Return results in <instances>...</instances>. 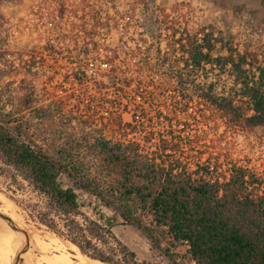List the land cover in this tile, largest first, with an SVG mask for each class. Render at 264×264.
I'll list each match as a JSON object with an SVG mask.
<instances>
[{"label": "trees", "instance_id": "16d2710c", "mask_svg": "<svg viewBox=\"0 0 264 264\" xmlns=\"http://www.w3.org/2000/svg\"><path fill=\"white\" fill-rule=\"evenodd\" d=\"M4 1L10 0H0V4ZM139 4L143 11L149 10L142 0L134 1L131 10ZM63 6V2L57 3L56 17H62ZM100 14L101 9H97L78 17L76 27L81 34L76 35L81 36V48L77 52L75 47L68 49L71 55L66 57L78 65L68 76L76 84L87 85L82 61L99 52L93 30L105 24ZM1 19L0 15V29ZM203 32L201 42L196 41L195 34L186 37L193 65L213 61L223 71L229 64L233 86L226 93H218L213 82L193 84L199 91L195 95L198 104L216 115L223 131L264 128V51L258 59L256 53L236 52L228 43L227 55L212 57L211 52L223 38L212 29ZM8 54L0 43V161L44 197L45 209L37 220L49 231L103 264H142L114 234L117 218L142 231L153 248L161 250L164 237L173 247L186 243L187 253L196 264H264L262 178L235 161L227 167V178L205 173L207 167L197 176L201 169H190L180 156L178 140L172 136L159 137L151 150L135 141H112L100 127H92L88 116L78 119L65 112L61 101H45L39 95L35 68L41 59L55 64L60 54L56 47L45 44L40 57L33 50L19 52L17 64L8 60ZM110 71L111 82H97L96 89L111 87L120 99L127 98L132 79H119L115 70ZM20 73L12 87L13 77ZM135 84L137 90L139 82ZM178 85L182 88V81ZM191 100L192 94L184 101L187 104ZM199 116L204 118L203 124L209 123L208 116ZM115 125H125L120 114ZM63 174L71 185L62 186L59 178ZM76 190L96 198L113 211V216L105 215L97 206L92 208V216L81 211ZM143 215L150 217L148 224L143 223ZM162 251L171 264H179L168 248Z\"/></svg>", "mask_w": 264, "mask_h": 264}, {"label": "rangeland", "instance_id": "374dc122", "mask_svg": "<svg viewBox=\"0 0 264 264\" xmlns=\"http://www.w3.org/2000/svg\"><path fill=\"white\" fill-rule=\"evenodd\" d=\"M59 1L64 4L61 18L55 16ZM134 1L136 0L4 1L0 4L3 25L0 29V43L9 51L8 60L14 64L18 63L19 52L33 50L40 57L45 44L50 43L56 47L60 53L58 61L54 64L41 59L35 68V84L39 95L45 101H61L65 112L72 113L78 119L88 116L92 127H100L108 139L135 141L143 145L145 150H151L159 137L169 139L172 136L178 140L182 152L180 156L188 162L190 169H202L204 172L203 167H207L208 172L205 173L217 176L235 161L264 182V128H256L251 132L233 129L223 131V125L216 119V115L207 106L198 104L194 96L195 92H199L197 89L193 86L190 88L194 97L186 104L162 83L159 73L152 74L151 78L148 74L135 75L126 66L117 64L114 70L119 79L130 77L133 82H139L137 90L132 86L127 98L120 99L112 88L106 87L101 91L96 89L97 82L93 83L92 80L96 72L101 73V68L91 65L93 61L89 59L82 63L88 66L90 83L76 84L68 76L78 65L66 59L71 55L68 49L75 47L77 52L81 48V36L76 35L78 17L88 16L97 9H101L103 15L159 12L165 9V12L175 14L173 22L177 21L191 31L212 29L215 35L220 33L223 40L217 44L213 54L227 55L229 43L236 52L256 53L260 59L264 51V2L252 7L236 3L229 5L224 0H142L147 3L149 10L143 11L139 4L133 11L131 7ZM183 12L186 15L179 16ZM116 38L117 33L112 32L102 43L106 46L116 45ZM24 59H27L25 55ZM252 70L255 72L254 68ZM203 71L196 73L194 85L202 83L201 86H205L213 82L214 91L218 93H226L233 86V78L228 71H219V74L217 69L210 66L206 67V72ZM21 76L20 73L13 77L12 87ZM110 82L108 77L102 80L107 85ZM118 114L125 125L117 128L115 117ZM199 114L208 116L209 123L203 124L204 118ZM128 123L130 125L127 126ZM59 181L64 187L71 185L64 174ZM76 193L82 205L80 209L84 213L92 216V208L97 206L105 215L113 216L110 208L100 205L90 194L81 190H76ZM44 209V197L19 176H14L13 171L0 161V212L10 217L26 233L38 234L41 243L40 247H36L29 241L28 248L22 255V264L26 259L31 264H96L80 256L71 243L49 231L37 220L38 213ZM142 221L148 224L150 217L143 215ZM0 231L10 233L13 239L17 237V244L15 243L10 257L12 262L15 254L22 248L25 237L12 230L1 218ZM113 232L136 253L142 264H171L163 254V248L174 253L179 264H193L184 245L173 247L168 238L164 237L160 241L161 250L153 248L142 231L122 224L120 218L116 219Z\"/></svg>", "mask_w": 264, "mask_h": 264}, {"label": "built area", "instance_id": "2783aa9c", "mask_svg": "<svg viewBox=\"0 0 264 264\" xmlns=\"http://www.w3.org/2000/svg\"><path fill=\"white\" fill-rule=\"evenodd\" d=\"M182 15H186V13L179 14V16ZM99 19L105 22L104 26L93 30V40L98 44L99 52L98 54L92 52L89 59L93 61L91 65H98L101 68V73L96 72L92 80L93 83L101 82L105 77H109L110 70H114L118 64L122 67L126 66L128 71L135 75L148 74L151 78L152 74L156 75L159 73L162 83L168 86L172 93H176L180 99L185 100L186 96L192 94L190 88H192V81L194 82L197 72L201 73L203 70L206 72V67L208 66L212 69H217L218 72L220 71V67L213 61L205 62L203 60L199 66L193 65L188 47L185 45L186 37L187 35L195 34L196 41L201 42L204 33L203 29L191 31L181 23L177 21L173 22L176 19L174 13L153 11L144 13H116L114 15L100 14ZM149 20L151 23L148 22L149 27L145 28V23ZM204 30L207 31V29ZM76 31V34L80 33L78 28H76ZM112 32L117 33L116 45H104L102 42ZM214 50L211 52L212 57L219 55L213 54ZM202 51L204 52L205 49H202ZM112 55L116 57L110 62L109 58ZM85 67L84 71L89 79L87 84H89L91 79L87 73L88 66ZM138 70L141 71L138 72ZM224 70L228 71L233 78L229 64L224 67ZM179 81H182V88H179ZM117 82L119 83L120 80ZM135 83L136 81L127 89L126 95ZM198 85L201 86L202 83H198ZM135 94L139 96V93L136 92ZM229 172V170L225 169L219 175L223 174L227 178ZM203 173L201 169L197 176H201ZM182 245L188 250L189 246L186 243ZM192 262L196 264L193 260Z\"/></svg>", "mask_w": 264, "mask_h": 264}, {"label": "bare ground", "instance_id": "6f19581e", "mask_svg": "<svg viewBox=\"0 0 264 264\" xmlns=\"http://www.w3.org/2000/svg\"><path fill=\"white\" fill-rule=\"evenodd\" d=\"M6 231L5 232H1L0 231V264H9L10 257L12 256L13 249H14L15 243L17 241V239H15L17 237H15L13 239L12 238V235L10 233H7ZM27 233H28V236H29L28 237L29 238V241L32 242L36 247H40L41 246V243H40V240L38 239V236H37L38 234L36 235V233H29V232H27ZM39 235H41V234H39ZM39 237H41V236H39ZM7 241H8V244H7ZM70 245L83 258H86V259H88L90 261H94V263H96V264H103V263H100L99 261H95V260H92V259L87 258L86 256L82 255L74 245H72V244H70ZM45 246L46 245H44V247ZM25 257H26V255H25ZM23 264H31V263L26 259Z\"/></svg>", "mask_w": 264, "mask_h": 264}, {"label": "water", "instance_id": "95a60500", "mask_svg": "<svg viewBox=\"0 0 264 264\" xmlns=\"http://www.w3.org/2000/svg\"><path fill=\"white\" fill-rule=\"evenodd\" d=\"M0 218L3 219L6 224L14 231L16 232H20L21 234L24 235L25 237V241L24 244L22 246V248L15 254V256L13 257V260L11 262V264H22L23 262V253H25V251L28 248L29 245V238L27 233L25 232V230H23L21 227H19L10 217H8L6 214L1 213L0 212Z\"/></svg>", "mask_w": 264, "mask_h": 264}, {"label": "crops", "instance_id": "0c3cea01", "mask_svg": "<svg viewBox=\"0 0 264 264\" xmlns=\"http://www.w3.org/2000/svg\"><path fill=\"white\" fill-rule=\"evenodd\" d=\"M221 2V0H217ZM264 0H224V3H227L229 5L231 4H242V5H251L252 7H255L259 4H262Z\"/></svg>", "mask_w": 264, "mask_h": 264}]
</instances>
